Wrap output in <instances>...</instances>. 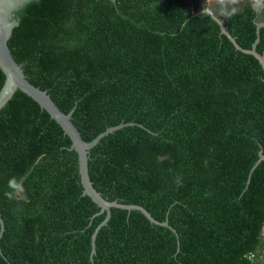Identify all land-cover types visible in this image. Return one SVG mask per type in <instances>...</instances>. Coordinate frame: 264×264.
I'll return each mask as SVG.
<instances>
[{"label":"trees","instance_id":"obj_1","mask_svg":"<svg viewBox=\"0 0 264 264\" xmlns=\"http://www.w3.org/2000/svg\"><path fill=\"white\" fill-rule=\"evenodd\" d=\"M201 0H33L8 46L28 81L73 109L105 211L88 196L71 139L31 97L0 109V264H264L263 70ZM217 16L243 48L257 9ZM256 50H264V26ZM4 74L0 69V88ZM249 177V182H247ZM1 231V226H0Z\"/></svg>","mask_w":264,"mask_h":264},{"label":"water","instance_id":"obj_2","mask_svg":"<svg viewBox=\"0 0 264 264\" xmlns=\"http://www.w3.org/2000/svg\"><path fill=\"white\" fill-rule=\"evenodd\" d=\"M33 0H0V69L4 74V81L0 88V109L12 98L16 90H20L33 100H35L41 108L45 109L49 115L55 119L59 125L64 130V133L71 139L70 149H75L78 155V172L80 176V181L83 186L82 194L88 195L99 207L98 213H103L105 211L104 219L96 226L93 233L91 234V252L90 259L93 260V255L96 252L95 239L98 230L101 226L105 225L111 216V207H119L127 210L138 209L142 211L145 216L153 223L160 225H168L167 220L159 221L155 219L151 213L142 205L138 204H128L120 203L116 200L109 201L104 198L101 193L94 187L88 172V155L90 149L95 146L98 141L108 133H111L125 125L133 124V122H122L117 125L109 126L102 132L98 133L91 140H85L76 125L72 121L73 109L68 112L62 111L58 105L52 100L50 95L46 90L40 89L39 87L32 84L26 78L24 70L21 64L17 63L14 59L10 48L8 46V39L12 35V31L15 26L19 24L18 17L15 16V11L22 7L24 4ZM208 7V6H204ZM203 6L193 14L200 13ZM210 8V7H209ZM220 25L221 32L228 36L230 41L233 43L236 49L241 50L245 53H250L255 56V58L260 63L263 74H264V50L262 53L256 50V45L260 40L259 30L264 26V20H256V38L253 41L250 48L241 47L235 37L230 35L224 25V18L218 16L216 20ZM264 81V76H263ZM264 159V152L262 149L258 151V158L253 164L250 173L258 165V163ZM249 177L247 182H249ZM0 236L4 230V223L0 217Z\"/></svg>","mask_w":264,"mask_h":264},{"label":"rangeland","instance_id":"obj_3","mask_svg":"<svg viewBox=\"0 0 264 264\" xmlns=\"http://www.w3.org/2000/svg\"><path fill=\"white\" fill-rule=\"evenodd\" d=\"M252 3V0H238V2L233 5L230 2H228V0H226L225 4H221L220 0H201V5L202 6H217V8L222 12H224V15H227V12L229 10H232L233 8H235V10L240 9L244 3ZM262 6L260 8L257 9L258 12V17L260 20H264V0H261ZM262 233L264 234V226L262 228Z\"/></svg>","mask_w":264,"mask_h":264},{"label":"clouds","instance_id":"obj_4","mask_svg":"<svg viewBox=\"0 0 264 264\" xmlns=\"http://www.w3.org/2000/svg\"><path fill=\"white\" fill-rule=\"evenodd\" d=\"M225 2H226V0H220V3L222 5L225 4ZM228 2L235 5L238 2V0H228ZM252 3H253V7L256 9H258L262 6L261 0H252ZM232 12H233V14L235 13V8L232 9ZM200 14L202 16H207L210 19L218 20V16H217L216 12H214L212 8H209V6L208 7L203 6ZM224 14L225 13L223 11L220 13V15H224Z\"/></svg>","mask_w":264,"mask_h":264},{"label":"flooded vegetation","instance_id":"obj_5","mask_svg":"<svg viewBox=\"0 0 264 264\" xmlns=\"http://www.w3.org/2000/svg\"><path fill=\"white\" fill-rule=\"evenodd\" d=\"M215 7H217V6H215Z\"/></svg>","mask_w":264,"mask_h":264}]
</instances>
